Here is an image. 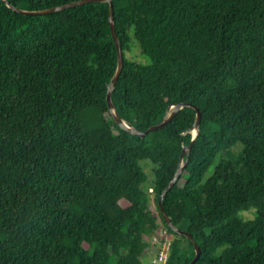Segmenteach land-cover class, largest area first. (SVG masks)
<instances>
[{
  "label": "trees",
  "instance_id": "trees-1",
  "mask_svg": "<svg viewBox=\"0 0 264 264\" xmlns=\"http://www.w3.org/2000/svg\"><path fill=\"white\" fill-rule=\"evenodd\" d=\"M7 1L40 11L79 0ZM113 2L117 113L147 131L176 104L202 111L164 212L202 248L197 264H264V0ZM109 12L106 2L32 16L0 0V264H144L162 226L168 264L196 255L159 202L197 112L184 107L146 137L119 127ZM134 41L148 65L127 57Z\"/></svg>",
  "mask_w": 264,
  "mask_h": 264
},
{
  "label": "water",
  "instance_id": "water-1",
  "mask_svg": "<svg viewBox=\"0 0 264 264\" xmlns=\"http://www.w3.org/2000/svg\"><path fill=\"white\" fill-rule=\"evenodd\" d=\"M4 2L9 7H11L14 11H16L20 14H23V15H32V16L52 14L55 12L64 11L67 9L75 8V7L90 4V3H106V2L109 3V5H110L109 21H110V26H111L112 37H113L114 43H115L116 48H117L118 65H117L116 73H115L111 83L108 86L107 101H108V106H109L110 112H111L114 120L116 121V123L119 125V127L124 129L125 131L129 132L130 134L140 136V137H146L150 132H153L156 130H161V129H164L165 127H167L177 117L179 112L184 107H191V108H194L196 110L197 114H196V122H195V128H194L195 129L194 130L195 136H194L190 146H188V147L184 146L183 152L181 155L180 166L178 167V170L175 174L174 179L170 182L168 187L163 191L160 202H159V206H160V209L162 211L163 218H164L166 224L172 229V231L179 234V235L185 236L189 241H191L194 244V247L196 250V255H195L194 259L189 264H197V262L200 260L201 255H202V248L200 247L198 242L194 239V237L190 233L183 231V230H180L179 228H177L173 224L170 217L164 212L163 201H164V198L166 197V195L173 189L174 185L179 180V178L182 175V172L186 166L187 154L192 151L193 145H194V143L197 139V136L200 132V129H201V123H202V111H201V109L198 106H195V105L190 104V103L176 104V105L171 107V109L167 113L166 117L164 118V120L160 124L150 127L147 131H140V130L128 125L122 119V117L117 113L115 105H114L113 100H112V92L115 89V87H116V85L120 79V76L123 72L125 60H124V53H123L122 44L119 40L117 30H116L115 21H114V2H113V0H79V1H74V2L65 4L62 6H57V7H53V8L46 9V10H40V11H28V10L20 9L16 6H10L7 0H4Z\"/></svg>",
  "mask_w": 264,
  "mask_h": 264
},
{
  "label": "rangeland",
  "instance_id": "rangeland-1",
  "mask_svg": "<svg viewBox=\"0 0 264 264\" xmlns=\"http://www.w3.org/2000/svg\"><path fill=\"white\" fill-rule=\"evenodd\" d=\"M127 57L137 63H141L143 65H148L150 63V60L148 57L144 56L140 50V48L138 47V44L134 41L133 44H132V51L131 52H128L127 53ZM193 134L195 135V131H193ZM239 147H236L235 148V152H238L239 151ZM142 167L144 168V170L146 171V173L148 174V182L144 185V189H146L150 195V200H149V205L152 209H154L155 211L157 210V206H156V203L154 201V198H153V194L151 192V189L153 188V181L155 179V176H154V172H153V165L151 164V162H144L142 163ZM246 218H252V215L251 213H246L245 214ZM158 235H153L151 237V240H152V249L153 250H158L159 248V245L157 243V245L154 243V240L157 238L158 239ZM149 240V238H148ZM145 262V260H144Z\"/></svg>",
  "mask_w": 264,
  "mask_h": 264
},
{
  "label": "built area",
  "instance_id": "built-area-1",
  "mask_svg": "<svg viewBox=\"0 0 264 264\" xmlns=\"http://www.w3.org/2000/svg\"><path fill=\"white\" fill-rule=\"evenodd\" d=\"M155 235L159 236L158 239L154 240L156 245L158 243L159 248L148 264H168L172 252L173 237L168 234L163 226Z\"/></svg>",
  "mask_w": 264,
  "mask_h": 264
},
{
  "label": "crops",
  "instance_id": "crops-1",
  "mask_svg": "<svg viewBox=\"0 0 264 264\" xmlns=\"http://www.w3.org/2000/svg\"><path fill=\"white\" fill-rule=\"evenodd\" d=\"M150 242H152V240ZM152 247H153V245L151 243L149 249L146 250V252L144 253V256H143V262L145 260L144 264H148L150 262L151 258L156 253V250H153Z\"/></svg>",
  "mask_w": 264,
  "mask_h": 264
}]
</instances>
